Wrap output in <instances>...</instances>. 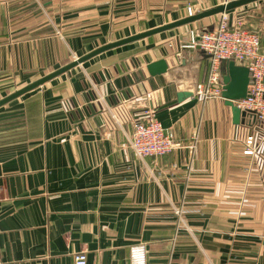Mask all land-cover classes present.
<instances>
[{
  "label": "crops",
  "instance_id": "obj_1",
  "mask_svg": "<svg viewBox=\"0 0 264 264\" xmlns=\"http://www.w3.org/2000/svg\"><path fill=\"white\" fill-rule=\"evenodd\" d=\"M195 2L0 0V79L63 55L54 32L83 33L89 46L107 30L115 42L183 19ZM251 4L249 16L264 14V0ZM203 20L94 56L0 121V264H73L82 252L87 264H130L136 245L145 264H264V153H242L254 123L234 125L224 102L193 97L207 56L185 46L190 31L215 24ZM255 27L264 50V20ZM159 60L167 71L151 77L146 67ZM145 112L179 148L135 156L133 125Z\"/></svg>",
  "mask_w": 264,
  "mask_h": 264
},
{
  "label": "built area",
  "instance_id": "obj_2",
  "mask_svg": "<svg viewBox=\"0 0 264 264\" xmlns=\"http://www.w3.org/2000/svg\"><path fill=\"white\" fill-rule=\"evenodd\" d=\"M208 0H196L194 5L185 7L187 17L200 13ZM230 0H222L225 5ZM232 11L218 15L216 23L207 30L189 32L188 49H199L207 55L204 78L195 85L193 97L202 105L209 101L223 102L222 76L220 66L223 61H233L246 67L249 72V85L245 99L233 104L245 112L243 122L250 126L245 135L243 155L255 157L264 153V50L257 33L244 29L240 19L231 17ZM180 145L174 133L163 127L149 112L136 119L130 141V148L139 159L168 155ZM130 264H145V247L136 245L130 248ZM73 264H87L85 253L74 256Z\"/></svg>",
  "mask_w": 264,
  "mask_h": 264
},
{
  "label": "water",
  "instance_id": "obj_3",
  "mask_svg": "<svg viewBox=\"0 0 264 264\" xmlns=\"http://www.w3.org/2000/svg\"><path fill=\"white\" fill-rule=\"evenodd\" d=\"M260 0H232L229 1L225 5H218L214 8L207 9L205 11H202L201 13L195 14L190 17H185L183 19H180L178 21L168 23L166 25H163L161 27L151 29L142 33H138L136 35L130 36L125 39H121L119 41H115L106 45H103L86 55L72 61L71 63L61 67L60 69H57L56 71L49 73L48 75L30 83L29 85H26L19 90H16L15 92L9 94L8 96L4 97L0 100V107L10 103L11 101L25 95L26 93L41 87L48 81L66 73L67 71L75 68L76 66L84 63L85 61L93 58L94 56H97L107 50L129 44L132 42H135L137 40L144 39L146 37L152 36L154 34H157L159 32L167 31L173 28H177L183 25H187L190 23L197 22L199 20L213 17L216 15H219L224 12L233 11L237 8H240L242 6L255 3ZM203 53V52H202ZM207 56V55H206ZM224 67L226 70L223 72L221 71L222 76V98L224 105L228 107L231 111L232 115V123L234 125H238L241 123L245 117V112H241L234 104L233 102L239 101L242 99H245L247 96V87L249 85V72L246 67L236 65L233 61H223L221 63V67ZM147 71L151 77H161L162 74H164L167 71V63L165 60H159L154 63H151L147 65ZM189 96L186 93H179L177 94L178 101L182 98Z\"/></svg>",
  "mask_w": 264,
  "mask_h": 264
},
{
  "label": "rangeland",
  "instance_id": "obj_4",
  "mask_svg": "<svg viewBox=\"0 0 264 264\" xmlns=\"http://www.w3.org/2000/svg\"><path fill=\"white\" fill-rule=\"evenodd\" d=\"M231 1V0H230ZM249 5L252 4H248L245 6H242L239 8H237V10H233L231 13V17L235 18V19H240L243 23V27L244 29L257 33L259 36H261L262 33V29H260L259 27H255L257 21L259 20H264V14L262 13H257L255 15L249 16V14H247V12H245V9H247V7H249ZM195 9H199L198 6H196ZM204 10H201L200 13L202 11H205L207 9H205L204 7L202 8ZM239 10V11H238ZM238 11V12H237ZM218 19V15L207 18V20H203L205 23L208 21H213V24L216 23ZM200 22H197V25H200ZM253 25V26H252ZM142 27V25H141ZM96 33H98V37L95 39V42L89 46H86L84 44H82V41L86 39L87 36H81L83 33H72V32H63L59 34V36L56 35V33L54 32L55 37L61 38L65 40V50L63 52V55L57 54L56 57H54V59H51L49 62V65L45 68H43L42 70H38L37 72H33L32 74H28L26 78L24 79H0V100L3 99L4 97L8 96L9 94L15 92L16 90H19L20 88L29 85L30 83L36 81L37 79H39L40 77L44 76L45 74L53 71V70H57L59 68L60 65L62 64H69L72 61L76 60L77 58H79L80 56L96 49L99 48L100 46H103L109 42H112L115 39V36H113V34L110 31L107 30H98ZM70 36H76V43L71 47L70 45L67 44L68 42V37ZM89 63V62H87ZM71 71V70H70ZM29 76H32L31 78H29ZM41 87H38L32 91H36L37 89L39 90ZM30 91V92H32ZM29 93V92H28ZM26 93V94H28ZM25 94V96H26ZM24 97V95H23ZM22 99V96L11 101L10 103L2 106L0 108V121L2 119H7L10 114L14 115L15 114V108L13 106H15L17 103H19V101ZM15 117V116H14ZM179 215V212H178Z\"/></svg>",
  "mask_w": 264,
  "mask_h": 264
}]
</instances>
